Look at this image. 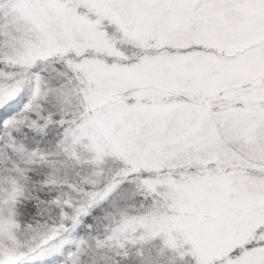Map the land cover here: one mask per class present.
I'll return each instance as SVG.
<instances>
[{
  "label": "snow or ice",
  "instance_id": "1",
  "mask_svg": "<svg viewBox=\"0 0 264 264\" xmlns=\"http://www.w3.org/2000/svg\"><path fill=\"white\" fill-rule=\"evenodd\" d=\"M0 264H264V0H0Z\"/></svg>",
  "mask_w": 264,
  "mask_h": 264
}]
</instances>
